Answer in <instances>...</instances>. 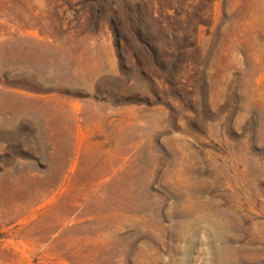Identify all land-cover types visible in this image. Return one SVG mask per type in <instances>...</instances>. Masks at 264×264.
I'll use <instances>...</instances> for the list:
<instances>
[{"label": "rangeland", "instance_id": "1", "mask_svg": "<svg viewBox=\"0 0 264 264\" xmlns=\"http://www.w3.org/2000/svg\"><path fill=\"white\" fill-rule=\"evenodd\" d=\"M119 2L0 0V264H264V0Z\"/></svg>", "mask_w": 264, "mask_h": 264}, {"label": "trees", "instance_id": "2", "mask_svg": "<svg viewBox=\"0 0 264 264\" xmlns=\"http://www.w3.org/2000/svg\"><path fill=\"white\" fill-rule=\"evenodd\" d=\"M159 9L162 10L161 5ZM165 27L161 17L154 15V0H122L118 4L116 18L112 22L115 43L119 50L123 48L122 39L125 43L128 41L132 43L134 38L147 47L153 56L157 55V50L164 51L165 45L169 46L171 43L165 35L162 38L154 35L155 29L161 33ZM124 33H129L130 37L127 38ZM176 39L175 35L172 41Z\"/></svg>", "mask_w": 264, "mask_h": 264}]
</instances>
